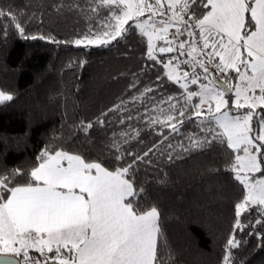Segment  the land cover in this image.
<instances>
[{"label": "trees", "instance_id": "obj_1", "mask_svg": "<svg viewBox=\"0 0 264 264\" xmlns=\"http://www.w3.org/2000/svg\"><path fill=\"white\" fill-rule=\"evenodd\" d=\"M0 10L6 13L0 17V89L14 96L0 103V174L14 177L19 170L23 178L15 176L12 182L27 183L45 149L79 154L110 169L127 166L155 144L144 160L135 162L133 181L145 190L139 205L156 206L161 213L159 264H264V228L234 229V205L243 202L247 189L228 169L241 152L217 143L184 152L179 145L187 146L186 134L200 133L199 121L186 124L182 135L175 136L169 129L175 121L165 120L168 105L160 97L181 96L180 85L167 77L172 67L189 60L186 56L168 65L175 53H159L160 44L154 63L148 58L149 38L141 39L139 29L106 46L75 44L105 15L115 24L121 4L0 0ZM184 70L181 65L176 71ZM188 88L198 91L199 84ZM88 123L93 127L85 132ZM161 133L169 137L164 144ZM169 141L173 149H167ZM256 218L250 212L246 220L245 214L239 219L244 224ZM232 236L239 247L227 244Z\"/></svg>", "mask_w": 264, "mask_h": 264}, {"label": "snow or ice", "instance_id": "obj_2", "mask_svg": "<svg viewBox=\"0 0 264 264\" xmlns=\"http://www.w3.org/2000/svg\"><path fill=\"white\" fill-rule=\"evenodd\" d=\"M103 4H122L126 10L115 16V24L109 22L110 14L105 15L75 44L106 46L139 29L141 39L148 36L149 42L160 33L158 38L167 46L159 47V53H175L168 65L179 57H191L168 73L167 78L183 90L181 96L160 97L168 105L165 120L175 121L169 123L170 132L181 136L186 124L198 120L200 133L186 134L187 146L179 145L184 152L217 143L243 153L234 155L228 169L247 189L243 202L234 205V229L264 228V0H168L171 15L159 20L165 15L163 0H103ZM0 17H6L3 10ZM134 17L143 19L135 21ZM14 26L24 32L19 22ZM172 27L175 31L168 39ZM186 45L190 51H185ZM197 47L200 58L194 55ZM153 49L149 43L148 58L155 63ZM181 65L186 70L177 73ZM234 78L239 81L236 85ZM189 84H199V90H189ZM233 90L234 102L229 107L225 95ZM12 99L0 91V103ZM257 108L262 110L257 112ZM96 123L103 126L105 121ZM92 127L88 123L83 131ZM161 137L160 144L169 140L163 133ZM157 147L154 144L136 155L132 164L111 169L79 154L45 149L27 183L12 182L15 176L23 178L19 170L14 177L0 174V264H159L161 213L156 206L139 205L145 190L133 181L135 162ZM173 147L169 141L167 149ZM172 158L169 152L168 159ZM115 159H121L119 153ZM249 203L255 207L248 208ZM250 212L259 218L242 224L239 218L245 214L246 220ZM227 244L236 248L240 242L232 236Z\"/></svg>", "mask_w": 264, "mask_h": 264}, {"label": "rangeland", "instance_id": "obj_3", "mask_svg": "<svg viewBox=\"0 0 264 264\" xmlns=\"http://www.w3.org/2000/svg\"><path fill=\"white\" fill-rule=\"evenodd\" d=\"M132 2L135 3V0H132ZM167 3H168V0H163V4H164V7H165V15H164L163 17H157L158 20H159V19H168L169 16L171 15V13H170V12L167 10V8H166ZM121 5H122V4H121ZM122 6H123V11H125L126 9H125L124 5H122ZM123 11L120 12V13L123 14ZM145 15H148V14L145 13ZM142 19H143V17H134V18H133V20H135V21H139V20H142ZM145 29H146V30H150L149 27H148L147 25H145ZM174 31H175V28H174V27L169 28L168 39H172L171 33L174 32ZM159 35H160V33L157 32V33L154 34V35L152 36V38H151L150 43H151L152 45H154V49H153V51H155L156 46H157V48H158L160 44H161V46H167V45H166V41H164V40H160V39L158 38ZM190 50H191V49L188 47V45H186V46H185V51H190ZM194 55H196L198 58L201 57V53H200V49H199V47H197V52L194 53ZM186 58H188L189 60L191 59V57H189V56H186ZM217 59H218V58H217ZM233 80H234V83H235V84H238V83H239V81H238L237 79H233ZM232 82H233V81H232ZM205 83H206V82H205ZM0 91H2V90L0 89ZM3 92H4L5 94H10V93L5 92V91H3ZM232 94H234V90H233ZM257 94H258V90H257ZM10 95H12V94H10ZM12 97L14 98L13 95H12ZM225 99H228V100H229V107L232 106V104H233V102H234V97L229 99V98H227L226 95H225ZM5 102H7V101H5ZM205 107H206V106H205ZM255 110H256V109H255ZM240 111L243 112L242 109H241ZM221 131H222V130H221ZM242 154H243L242 152L239 153V155H242ZM252 175L255 176V174H252ZM245 188H246V187H245Z\"/></svg>", "mask_w": 264, "mask_h": 264}]
</instances>
